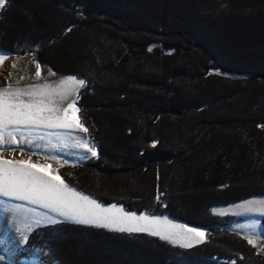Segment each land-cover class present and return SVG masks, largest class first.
Masks as SVG:
<instances>
[{
	"label": "trees",
	"instance_id": "16d2710c",
	"mask_svg": "<svg viewBox=\"0 0 264 264\" xmlns=\"http://www.w3.org/2000/svg\"><path fill=\"white\" fill-rule=\"evenodd\" d=\"M0 51L86 81L78 116L97 156L60 168L65 183L207 230L182 248L59 222L30 235L41 262L264 264L213 212L264 196V0H11Z\"/></svg>",
	"mask_w": 264,
	"mask_h": 264
},
{
	"label": "snow or ice",
	"instance_id": "6c2138e0",
	"mask_svg": "<svg viewBox=\"0 0 264 264\" xmlns=\"http://www.w3.org/2000/svg\"><path fill=\"white\" fill-rule=\"evenodd\" d=\"M9 3L11 0H0V9H4ZM7 58L6 54H0V66H3ZM35 66L37 69L35 77L40 79L41 65L37 62ZM12 68H16L15 62ZM49 75L55 73L49 70ZM20 79L23 80L25 77ZM85 86V80L68 76L55 85L44 83L26 88L10 86L0 88V198L38 205L55 214V217L62 218L64 222L93 225L119 232L147 233L182 247H192L206 242L207 237L203 230L172 223L166 217L161 219L156 216H137L116 205L102 206L65 183L60 175L55 174L56 169H53L49 163H34L30 158L4 157L3 151L6 150V145L19 147L22 144L20 138L25 137V134H27L28 147L32 148L29 156L43 151L41 145L33 146L31 143L34 139L33 133L41 129L78 130L87 133L88 129L78 116L81 109L77 107L79 89ZM43 138V136L39 137V139ZM76 139L78 141L76 147L86 149L81 159H87V153L93 157L97 156L95 146L87 140V137ZM19 150L23 152L22 147ZM49 158L61 166L67 163L59 161L55 156H45V159ZM0 203L4 201L0 200ZM255 203L262 205L259 212L264 215V200ZM260 235L253 233V236ZM253 236H245V238L250 245L256 247ZM23 239L26 241L28 237L24 236Z\"/></svg>",
	"mask_w": 264,
	"mask_h": 264
},
{
	"label": "rangeland",
	"instance_id": "374dc122",
	"mask_svg": "<svg viewBox=\"0 0 264 264\" xmlns=\"http://www.w3.org/2000/svg\"><path fill=\"white\" fill-rule=\"evenodd\" d=\"M0 54L5 53L0 51ZM6 55L8 58L3 62L5 70H3L0 75V88L6 86L12 88H26L31 85H40L44 83L55 85L61 79L68 77L56 73L55 75H49V70H51L50 67L40 63L41 78L36 79L35 72L37 69L35 65L39 61L34 56H22L19 54ZM13 62L16 63V68H12ZM51 72L53 71L51 70ZM9 73H11V76H9ZM20 77H25V79L21 80ZM81 89L82 88H80L79 91ZM17 136L20 138L19 134H17ZM40 136H43L44 138L39 139ZM33 137L34 139L31 141L33 146L39 144L43 151L29 156L32 148L28 147L27 134H25V137L20 138L22 144L19 147L17 145H6V150L3 151L4 157L8 159L30 158L34 163H49L53 169H56L55 174L57 175H59L60 168L75 167L83 164L88 159L80 158L81 155L86 152V149L76 147V144L78 143L76 138L85 137L84 133H81L78 130L41 129L38 132L33 133ZM20 147L23 148V152L19 150ZM11 149L17 150L12 151ZM46 155L49 157L55 156L59 161H66L67 163L61 166V164L54 162L50 158L45 159ZM87 155L89 157L91 154L87 153ZM0 200L4 201V203H0V257H2V259H0V264H34L36 261L44 264L40 261V256L45 250L35 245L34 248L29 246L30 235L38 231L40 228L64 222L62 218L55 217V214L48 212L47 209H43L38 205L29 204L26 201L10 200L7 198H0ZM262 200H264V196L255 197L239 204L216 207L213 209V212L218 216L233 217L235 219L231 224H228L225 227L226 230L237 233L244 238L245 236H253V233L261 234L260 236H253L256 242V247L254 248L264 256V251H261V249H264V231L261 224L264 215H261L259 212L262 205L255 203ZM117 207L122 208L121 206ZM165 217L172 223L188 226L185 223L171 219L167 216H161L160 218L164 219ZM161 227H163V225ZM25 229H27V231H24ZM196 229L203 230L207 234L206 229ZM24 236L28 237L26 241L23 239ZM174 245L182 247L178 244ZM28 252L31 256L30 258Z\"/></svg>",
	"mask_w": 264,
	"mask_h": 264
},
{
	"label": "bare ground",
	"instance_id": "6f19581e",
	"mask_svg": "<svg viewBox=\"0 0 264 264\" xmlns=\"http://www.w3.org/2000/svg\"><path fill=\"white\" fill-rule=\"evenodd\" d=\"M3 70H5V65L0 67V75L2 74ZM34 264H41V263L36 261V262H34Z\"/></svg>",
	"mask_w": 264,
	"mask_h": 264
}]
</instances>
